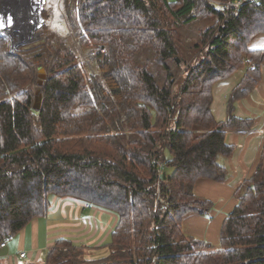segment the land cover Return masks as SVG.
Returning <instances> with one entry per match:
<instances>
[{
  "label": "trees",
  "instance_id": "1",
  "mask_svg": "<svg viewBox=\"0 0 264 264\" xmlns=\"http://www.w3.org/2000/svg\"><path fill=\"white\" fill-rule=\"evenodd\" d=\"M236 1L61 0L95 73L55 31L24 54L0 34V241L44 217L52 198H73L117 216L108 254L84 260L61 237L45 264H264V141L219 247L182 230L186 216L213 208L194 184L226 179V131L254 124L233 113L263 78L264 47L249 44L264 34V0ZM238 70L217 121L212 87Z\"/></svg>",
  "mask_w": 264,
  "mask_h": 264
},
{
  "label": "crops",
  "instance_id": "2",
  "mask_svg": "<svg viewBox=\"0 0 264 264\" xmlns=\"http://www.w3.org/2000/svg\"><path fill=\"white\" fill-rule=\"evenodd\" d=\"M174 1V0H172ZM264 47V34L256 36L250 49ZM261 83L251 93L235 103L234 116L252 118L253 127L246 131L227 130L225 141L233 145L229 157H221L227 175L223 182L198 180L193 192L213 203L210 218L207 215H189L182 221L186 235L219 245V229L225 215L230 212L237 198L235 191L250 176L264 141V64ZM243 70L229 78L216 82L212 87L211 111L217 121L225 120L226 105L230 92L239 83ZM73 198H52L49 211L44 217L32 220L15 236L8 239L6 247L0 248V264H45L47 250L57 238L65 237L84 250L89 260L104 258L108 254L109 234L116 224L117 216L107 210L91 206ZM25 253L24 258L19 254Z\"/></svg>",
  "mask_w": 264,
  "mask_h": 264
},
{
  "label": "rangeland",
  "instance_id": "3",
  "mask_svg": "<svg viewBox=\"0 0 264 264\" xmlns=\"http://www.w3.org/2000/svg\"><path fill=\"white\" fill-rule=\"evenodd\" d=\"M10 3V8L14 10L15 12L20 9L21 15L15 14V17L9 16L11 18V24H8L5 22V26L0 27V32L4 34V36L7 38L9 42L10 50L14 53H20L24 54L28 51L34 50L35 45L41 41V39L46 35L47 33L51 31L57 32L61 37H64L72 50L75 52V54L79 57L81 62H83L86 65V71L88 73H95V68L92 66L93 60L89 61L91 63L90 66H88V53L90 52H83L81 51L72 34L69 31V26L66 23L65 16L63 15V8L61 7V0H5ZM172 1V0H168ZM25 20L29 21V26L27 27V24H25ZM26 21V22H27ZM201 24H197V26H200ZM202 26V25H201ZM31 27L30 29H28ZM17 30L19 33L14 32ZM40 65L39 62L36 63L35 67V75H36V81L38 80L37 77V67ZM42 65V64H41ZM45 73V71H44ZM37 88H41V86H38L36 84V90ZM218 162L222 163L221 156H218ZM203 198H206L205 195L201 196ZM77 201V200H76ZM75 201V202H76ZM91 208V205H89ZM88 207V208H89ZM207 219H209L211 216L208 214ZM219 237H217L218 239ZM209 244L212 245L214 241H207ZM214 247H219V245H212ZM80 247V246H78ZM82 259L89 260L88 256H85L84 250H83V256Z\"/></svg>",
  "mask_w": 264,
  "mask_h": 264
},
{
  "label": "built area",
  "instance_id": "4",
  "mask_svg": "<svg viewBox=\"0 0 264 264\" xmlns=\"http://www.w3.org/2000/svg\"><path fill=\"white\" fill-rule=\"evenodd\" d=\"M214 2H215V3L222 4V3H220L219 1H214ZM233 4H235V5H241V4H242V1L238 0V1H236L235 3H233ZM222 5H223L225 8H228L229 6H231V3H226V4H222ZM16 13H17V12H15L14 10H12V9L10 8V3H9V2H7V1H5V0H0V17H3L4 20H5V22H6V20H8L9 16H11V17H15V14H16ZM89 52H90V53H88V56H87L88 61H86L87 64H88V66L91 65V63H90L89 61L94 60V56H95L94 52H92V51H89ZM159 166L161 167V165H159ZM84 207L88 208V207H89V204L84 203ZM8 239H9V237L6 236V237H4V238L0 241V248L6 247L7 242H8ZM19 257H20V258H24V257H25V253H20V254H19Z\"/></svg>",
  "mask_w": 264,
  "mask_h": 264
},
{
  "label": "water",
  "instance_id": "5",
  "mask_svg": "<svg viewBox=\"0 0 264 264\" xmlns=\"http://www.w3.org/2000/svg\"><path fill=\"white\" fill-rule=\"evenodd\" d=\"M0 34H2V33L0 32ZM2 35H4V34H2ZM44 71L45 70H44L43 66L41 64L38 65V67H37L38 80L36 81V84L38 86H41L43 81L46 78V75H45ZM40 105H41V92H40V89L37 88V90L35 91V99H34V103H33V108L35 110H39Z\"/></svg>",
  "mask_w": 264,
  "mask_h": 264
},
{
  "label": "snow or ice",
  "instance_id": "6",
  "mask_svg": "<svg viewBox=\"0 0 264 264\" xmlns=\"http://www.w3.org/2000/svg\"><path fill=\"white\" fill-rule=\"evenodd\" d=\"M7 23L11 24V18H8ZM3 26H5V20L3 17H0V27H3Z\"/></svg>",
  "mask_w": 264,
  "mask_h": 264
},
{
  "label": "flooded vegetation",
  "instance_id": "7",
  "mask_svg": "<svg viewBox=\"0 0 264 264\" xmlns=\"http://www.w3.org/2000/svg\"><path fill=\"white\" fill-rule=\"evenodd\" d=\"M27 20H25V24H27V27L29 26V23H30V20L29 21H27ZM6 22H7V20H6ZM29 29V28H28ZM14 32H17V30H15ZM19 33V31L17 32V34Z\"/></svg>",
  "mask_w": 264,
  "mask_h": 264
},
{
  "label": "bare ground",
  "instance_id": "8",
  "mask_svg": "<svg viewBox=\"0 0 264 264\" xmlns=\"http://www.w3.org/2000/svg\"><path fill=\"white\" fill-rule=\"evenodd\" d=\"M20 9H21V8H19L16 12H18V11L20 12ZM17 14L20 15L19 13H17ZM20 17H21V15H20ZM30 28H31V27H29V29H30Z\"/></svg>",
  "mask_w": 264,
  "mask_h": 264
}]
</instances>
